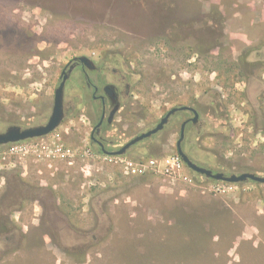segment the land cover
Here are the masks:
<instances>
[{"label":"rangeland","instance_id":"374dc122","mask_svg":"<svg viewBox=\"0 0 264 264\" xmlns=\"http://www.w3.org/2000/svg\"><path fill=\"white\" fill-rule=\"evenodd\" d=\"M82 55L129 76L116 143L189 105L195 163L264 176V0H0V132L16 116L46 122L62 68ZM92 102L75 72L55 130L0 144V264H264V183L168 162L190 111L122 155L159 170L127 175L90 143ZM195 215L216 233V260L190 253Z\"/></svg>","mask_w":264,"mask_h":264},{"label":"flooded vegetation","instance_id":"af4514ba","mask_svg":"<svg viewBox=\"0 0 264 264\" xmlns=\"http://www.w3.org/2000/svg\"><path fill=\"white\" fill-rule=\"evenodd\" d=\"M76 57L79 56H75L72 59H70L68 63L64 65V67L60 72V82L58 86L62 82L63 77L65 76L67 77L65 81L64 95H63V111H64L63 119L67 117L68 113H70V109L68 106H66L65 103V92L67 86L70 84V82H72L73 74L77 72L78 75L82 77V81L85 83L86 89L90 92L93 101L92 102L93 104L90 107V111L92 115L88 116L92 123L91 129L89 131L90 143L96 148H98V150L101 153L105 155H113L111 153L121 150L133 138L141 134L140 133L129 140L126 141L124 140V142L122 143H116V142H121V139H123L122 134L117 132L116 121L118 120V117L121 116V113L124 112V110H126L127 103L132 98L131 94L133 93L131 89L132 85L131 82L129 81V76L127 73L124 72H116L114 70L111 71L107 66L98 65L92 59L91 60L93 61V64H90V66L86 65ZM73 85H74L73 89H76L75 82ZM76 91L77 93L75 92L73 94V97H77L81 89H79V91L78 90ZM187 106L195 109L196 112L198 113V117L197 119L194 120L195 112L189 109L184 110V111H190L192 113V117H188L182 122L180 127V132L183 124H185V131H186L188 124H192L196 126L198 125V122L200 120V115L198 110L193 106H189V105ZM49 118L50 116H48L46 122L42 121L27 125L28 123H25L23 121L24 119H28L27 117L24 118V117L16 116L15 120H13V123L10 126H17L20 129L32 128L47 123ZM140 141L129 146L125 150L123 155L127 154L130 151V149L135 145H137ZM115 146H117V148H113Z\"/></svg>","mask_w":264,"mask_h":264},{"label":"water","instance_id":"95a60500","mask_svg":"<svg viewBox=\"0 0 264 264\" xmlns=\"http://www.w3.org/2000/svg\"><path fill=\"white\" fill-rule=\"evenodd\" d=\"M76 58L86 65L90 66V64H93V61L87 56L82 55ZM66 78H67L66 76L63 77L62 82L60 83V85L57 87L55 91L54 105H53L52 113L50 115L48 122L41 126H36L32 128H26V129H20L17 126H9L4 132H0V144H6L9 142H15L19 140L28 139V138L44 136V135L49 134L53 130H55L62 122L63 116H64L63 95H64V86H65ZM186 109L193 110L195 112L194 120L197 119L198 113L196 112L195 109L188 107L187 105L173 107L161 118V120L158 122V124L153 129H150L146 132L141 133L140 135L133 138L130 142H128L121 150L111 153V154L123 155L125 150L132 144L140 140H143L145 138L151 137L153 134L163 129L165 124H167L170 117L175 112L179 110H186ZM184 136H185V124L182 125L180 137L177 141V151H178V154L181 156L182 160L186 163V165L192 171L197 172L201 175H204L208 178H213L215 180H221V181H226V182H231V183H244L248 180L256 181L259 183H264V176L258 175L253 172H243L241 174H235V173L225 174L223 172H215L212 169L206 168L204 166H201L195 163L183 151L182 142H183Z\"/></svg>","mask_w":264,"mask_h":264},{"label":"trees","instance_id":"16d2710c","mask_svg":"<svg viewBox=\"0 0 264 264\" xmlns=\"http://www.w3.org/2000/svg\"><path fill=\"white\" fill-rule=\"evenodd\" d=\"M191 226L196 232L190 246V253L194 260L202 259V256L205 252H208L213 260L218 259V251L213 246L214 244H216V241H214L216 233L214 231H211L213 229L211 228V230L209 231L207 226L203 223V221L199 219L197 215L194 216V222H192ZM239 232H242V230L238 231V233H234L233 236L230 237V240L228 242L230 247L235 244L237 240L236 237L241 235V233ZM244 242L250 243L252 248H256L253 241L244 239Z\"/></svg>","mask_w":264,"mask_h":264},{"label":"built area","instance_id":"2783aa9c","mask_svg":"<svg viewBox=\"0 0 264 264\" xmlns=\"http://www.w3.org/2000/svg\"><path fill=\"white\" fill-rule=\"evenodd\" d=\"M118 159L116 163L122 167L123 172L127 175H142L147 173L156 172L159 170L160 162L159 160L151 157L146 160H133L126 158L122 155L115 156ZM181 157H176L174 159L168 160V162H173L177 168H181Z\"/></svg>","mask_w":264,"mask_h":264}]
</instances>
